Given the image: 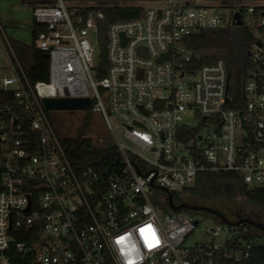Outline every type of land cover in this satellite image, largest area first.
I'll return each mask as SVG.
<instances>
[{
  "label": "built area",
  "instance_id": "obj_1",
  "mask_svg": "<svg viewBox=\"0 0 264 264\" xmlns=\"http://www.w3.org/2000/svg\"><path fill=\"white\" fill-rule=\"evenodd\" d=\"M146 1L152 5L143 6L142 17L108 25L100 78L101 15L66 0H23L47 27L35 45L47 54L49 79L30 83L14 55L11 75L0 79L23 110L0 109V264L248 259L254 227L215 216L220 226L206 228L210 241L185 246L199 220L171 209L168 195L188 194L203 171L237 172L245 185L264 187V15L247 2L237 3L241 13L211 0ZM235 12L255 40L242 104L232 107L224 61L195 66L186 39L235 24ZM248 15L256 19L251 26ZM46 97L90 99L87 109L102 115L114 139L103 144L113 149L109 168L71 164Z\"/></svg>",
  "mask_w": 264,
  "mask_h": 264
},
{
  "label": "trees",
  "instance_id": "obj_2",
  "mask_svg": "<svg viewBox=\"0 0 264 264\" xmlns=\"http://www.w3.org/2000/svg\"><path fill=\"white\" fill-rule=\"evenodd\" d=\"M70 4H83L82 12L95 11L101 16L98 18L100 37V72L102 78L106 73L107 61L105 58L106 29L109 24L117 21L142 17L143 5L140 0H66ZM224 8L236 6L241 13L243 8L237 6L238 2L264 1V0H211ZM85 3V4H84ZM258 12L264 11V6H255ZM47 31V27L36 21L31 24V43L3 36L5 47L15 64L17 59L21 69L30 83L48 81L49 59L47 54L36 47L35 39L39 33ZM255 40L254 32L247 26L228 24L214 29L201 30L198 34L186 39L187 45L194 52L195 66L223 60L229 74L230 89L228 94L233 98L230 106L242 104L241 84L245 70L250 67L249 48ZM14 55V57H13ZM91 107V105H90ZM9 108L10 111L22 113V107L17 104L11 90L0 89V109ZM91 109L86 110V116L78 133L71 138L62 139V145L71 164L81 170L86 166L95 165L96 168H108L114 163L109 154L113 151L104 145H97L87 136L90 127ZM0 167V190H1ZM187 193L194 199L213 200L223 198L233 200L244 197L249 203L264 212V187H249L244 184L237 172L230 171H203L198 173L194 184L187 189ZM182 200L173 193V200ZM189 204H197L195 201ZM220 211V210H219ZM221 212V211H220ZM217 264H264V244L255 243L250 250L247 260L231 262L223 258L216 260Z\"/></svg>",
  "mask_w": 264,
  "mask_h": 264
},
{
  "label": "rangeland",
  "instance_id": "obj_3",
  "mask_svg": "<svg viewBox=\"0 0 264 264\" xmlns=\"http://www.w3.org/2000/svg\"><path fill=\"white\" fill-rule=\"evenodd\" d=\"M137 3H140L145 7L152 5L151 2L146 0H140ZM246 4L264 6V1H251ZM236 9V6L233 8L229 7L230 12H233ZM244 20L249 26H251L254 24L256 19H254L252 15H248L245 16ZM32 21L33 18L31 8L30 6L25 5L23 0H0V23H2L4 28L3 32V29L0 26V79L10 76L12 69V60L5 47L3 35L29 44L32 39ZM48 115L57 135L60 139H64L74 137L78 133L82 123L84 122L86 110H52L48 111ZM111 124L116 126L117 123L115 120H111ZM116 133L117 138L122 140L118 130ZM87 135H89V137L97 145L114 143V139L111 137L102 115L97 112L91 113L90 115V127L88 128ZM179 198L188 202L195 201L197 204L213 207L220 210L228 217H259L260 222L264 223V212L241 196L233 200L223 198L199 200L195 198L193 199L190 194H185V196H180ZM184 211L189 213L193 218L199 220L197 228L185 240V246L191 247L199 242H209L210 238L206 234V228H217V226H220V223H218L212 215L199 211ZM251 232L256 243L264 244L263 232L255 228H251ZM231 233L233 232H228L229 235Z\"/></svg>",
  "mask_w": 264,
  "mask_h": 264
},
{
  "label": "water",
  "instance_id": "obj_4",
  "mask_svg": "<svg viewBox=\"0 0 264 264\" xmlns=\"http://www.w3.org/2000/svg\"><path fill=\"white\" fill-rule=\"evenodd\" d=\"M261 15H264V11L261 12ZM234 19H235V25H242V20H241V15L239 14V12H235L234 14ZM169 58V52H167L166 54L162 55L158 61H163L164 59ZM89 98H73V97H59V98H54V97H46V98H42V103L44 105V108L47 111H52V110H86L88 105H89ZM168 199H169V206L171 207V209L173 210H188V211H192V212H203L205 214H209L212 216H215L217 218H219L220 220H222L224 223L228 224V225H239V224H249L252 225L254 227H256L257 229H259L261 232L264 233V224L254 221L252 219H250L249 217H242L239 220L236 221H231L229 220L225 214H223L222 212L218 211L217 209L213 208V207H209L206 205H201V204H189L186 202H183L179 205H175L172 201V194L168 195ZM197 222V221H195ZM27 253H29V251H27Z\"/></svg>",
  "mask_w": 264,
  "mask_h": 264
},
{
  "label": "flooded vegetation",
  "instance_id": "obj_5",
  "mask_svg": "<svg viewBox=\"0 0 264 264\" xmlns=\"http://www.w3.org/2000/svg\"><path fill=\"white\" fill-rule=\"evenodd\" d=\"M172 201H174L173 200V196H172ZM202 205V204H201ZM219 211V210H218ZM224 214V213H223ZM226 216V215H225ZM229 220H231V221H236V220H239L240 218H242V216H233V217H228V216H226ZM246 217H249L250 219H252V220H254V221H257V222H260V219H259V217H251V216H246ZM260 223H263V222H260ZM264 224V223H263ZM249 225V224H248ZM254 227V226H253ZM255 229H257L256 227H254Z\"/></svg>",
  "mask_w": 264,
  "mask_h": 264
},
{
  "label": "crops",
  "instance_id": "obj_6",
  "mask_svg": "<svg viewBox=\"0 0 264 264\" xmlns=\"http://www.w3.org/2000/svg\"><path fill=\"white\" fill-rule=\"evenodd\" d=\"M0 26L2 27V29H3V32H4V28H3V26H2V23H0ZM2 36V35H1ZM3 36H5V35H3ZM4 38V37H3Z\"/></svg>",
  "mask_w": 264,
  "mask_h": 264
},
{
  "label": "snow or ice",
  "instance_id": "obj_7",
  "mask_svg": "<svg viewBox=\"0 0 264 264\" xmlns=\"http://www.w3.org/2000/svg\"><path fill=\"white\" fill-rule=\"evenodd\" d=\"M129 264H132V262L130 261Z\"/></svg>",
  "mask_w": 264,
  "mask_h": 264
}]
</instances>
